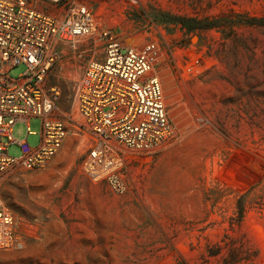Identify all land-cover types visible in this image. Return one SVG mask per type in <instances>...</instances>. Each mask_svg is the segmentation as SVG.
Here are the masks:
<instances>
[{
  "label": "rangeland",
  "instance_id": "obj_1",
  "mask_svg": "<svg viewBox=\"0 0 264 264\" xmlns=\"http://www.w3.org/2000/svg\"><path fill=\"white\" fill-rule=\"evenodd\" d=\"M80 1L108 15L124 48L160 43L154 75L181 140L153 160L130 153L131 189L118 195L83 174L91 139L70 123L79 134L46 168L2 177L25 243L1 251L0 264H264V0H183L173 10L172 0ZM54 55L43 85L61 91L65 119L103 52L59 42ZM29 126L35 135L19 122L14 138L37 148L42 120ZM8 155L20 158L21 147Z\"/></svg>",
  "mask_w": 264,
  "mask_h": 264
},
{
  "label": "built area",
  "instance_id": "obj_2",
  "mask_svg": "<svg viewBox=\"0 0 264 264\" xmlns=\"http://www.w3.org/2000/svg\"><path fill=\"white\" fill-rule=\"evenodd\" d=\"M49 6L52 13L46 11ZM59 42L77 46L90 42L95 54L79 80L70 111L60 117L58 88L46 90L44 78L55 62ZM157 40L124 48L115 26L80 0H0V182L14 170L46 168L63 150L78 124L90 136L82 172L94 182L104 181L118 194L131 189L128 155L153 160L181 140L169 116L160 78L162 63ZM25 65L18 79L10 70ZM42 120L41 142L31 148L16 141L15 125L23 122L27 136L35 135L29 122ZM18 144L22 156L8 155ZM20 220L4 201L0 186V252L24 248Z\"/></svg>",
  "mask_w": 264,
  "mask_h": 264
},
{
  "label": "crops",
  "instance_id": "obj_3",
  "mask_svg": "<svg viewBox=\"0 0 264 264\" xmlns=\"http://www.w3.org/2000/svg\"><path fill=\"white\" fill-rule=\"evenodd\" d=\"M182 2L183 0H172L168 7L173 10L175 9L176 6H179ZM162 5H166V1H163ZM97 14L102 17L104 22L109 23L108 15L105 12H102V9H100Z\"/></svg>",
  "mask_w": 264,
  "mask_h": 264
},
{
  "label": "trees",
  "instance_id": "obj_4",
  "mask_svg": "<svg viewBox=\"0 0 264 264\" xmlns=\"http://www.w3.org/2000/svg\"><path fill=\"white\" fill-rule=\"evenodd\" d=\"M183 20V19H182ZM183 23L185 22V21H182Z\"/></svg>",
  "mask_w": 264,
  "mask_h": 264
}]
</instances>
